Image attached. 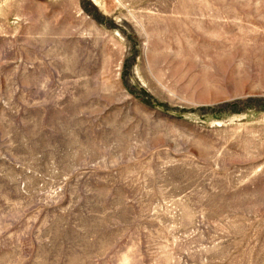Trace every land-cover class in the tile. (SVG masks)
Segmentation results:
<instances>
[{"label": "rangeland", "instance_id": "374dc122", "mask_svg": "<svg viewBox=\"0 0 264 264\" xmlns=\"http://www.w3.org/2000/svg\"><path fill=\"white\" fill-rule=\"evenodd\" d=\"M0 264H264V0H0Z\"/></svg>", "mask_w": 264, "mask_h": 264}]
</instances>
